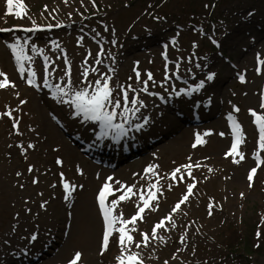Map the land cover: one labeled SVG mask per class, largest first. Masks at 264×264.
Here are the masks:
<instances>
[{"label":"rangeland","instance_id":"1","mask_svg":"<svg viewBox=\"0 0 264 264\" xmlns=\"http://www.w3.org/2000/svg\"><path fill=\"white\" fill-rule=\"evenodd\" d=\"M23 2L26 14L16 17L6 14V0H0V28L13 25L31 28L33 22L35 25L68 23L69 26L43 34L11 31L0 36V71L16 85L0 89V264H68L76 251L82 253L79 264H116L118 233L110 237L109 249L103 255L100 252L104 225L96 194L107 178H113L108 182L114 190L120 187L115 181L136 185L137 195L119 202L113 210V215L122 213L124 219L135 214L139 192L146 194L148 185L158 182L161 189L158 208L145 210L143 221L128 225L130 229L136 228L131 234L138 241L139 233L149 232L186 191L190 178L185 183H176L170 173L176 166L190 162L201 166L192 169L196 182L194 194L173 214L177 227L158 230V235L165 238L163 242L152 239L148 247L137 249L133 245L131 251L139 252L147 264H164L165 260L168 264H264V164L258 168L252 187L247 180L249 170L256 166L255 155L259 154L264 161V151L258 149L254 117L248 111L251 108L264 115V109L259 108L264 96V75H257L254 70L257 53L264 59V0H95V7L91 0ZM209 39L221 43L220 51L233 58L237 72L245 76L246 82L241 83L232 76L233 69L219 57L218 50H213L209 59H202L207 56L202 46H209ZM17 40L32 58L23 62L26 69L23 74L7 47ZM252 41L253 47L244 50ZM33 44L36 51L32 50ZM101 48L103 54L97 57ZM194 49L198 51L196 61L191 56ZM170 57L184 58L187 73L200 65L198 69L203 71L195 77V83L204 81L203 94L216 93V98L222 99L221 117L215 118L213 113V120L203 126L184 127L180 123L174 128L170 119L175 116L165 115L162 119L161 114L171 110L170 103L165 106L156 92L159 90L166 98L173 96L167 84ZM97 58L102 63L97 64ZM212 58L215 59L213 66ZM207 65L210 67L204 70ZM85 68L88 69L86 79ZM28 69L36 74L34 85L27 83ZM66 70H70L76 88L102 76L110 77L113 101L119 98L121 102L116 112L124 110L123 90H127V107L133 108V98L143 101L145 107L139 104L136 107L145 117L152 116L153 121L162 119L156 123L161 124L152 128V135H156V130L167 136L135 162L124 163L113 171L91 165L53 119L59 117L67 122L69 134L92 139V127L83 131L79 118L74 117L75 108L53 97L55 86L64 87L68 81L64 77ZM228 71L232 75L225 81ZM149 72L153 79L148 81L147 91H141ZM213 72L215 80L210 85L206 77ZM45 78L49 87L44 85ZM198 92H193L197 93L196 98L200 95ZM21 100L25 103L21 104ZM114 106L109 104L108 110ZM7 111L12 112L11 117L3 115ZM131 113L127 114V120L117 115L113 123L131 128L143 120L141 114L133 112L140 117H131ZM227 113L242 126L244 133L239 150L245 159L240 163H233L232 157L225 156L233 142ZM16 121L19 134L13 128ZM196 134L205 143L193 148ZM29 143L32 148L27 147ZM57 158L63 161L62 165L56 163ZM149 165L159 166L155 169L157 175L144 171ZM17 172L21 175L17 176ZM61 173L76 186L68 199L64 198ZM33 179L38 182L32 183ZM119 195L120 191H114L106 204L110 206ZM209 203L214 205L211 216ZM119 226L117 223L116 227ZM257 231L261 233L259 238ZM32 234L37 239L30 242ZM182 235L184 243L180 240ZM173 254L176 259H171Z\"/></svg>","mask_w":264,"mask_h":264},{"label":"snow or ice","instance_id":"2","mask_svg":"<svg viewBox=\"0 0 264 264\" xmlns=\"http://www.w3.org/2000/svg\"><path fill=\"white\" fill-rule=\"evenodd\" d=\"M67 2V0H65ZM81 3H83V0H81ZM91 3L93 4V7H95V0H91ZM6 14L7 15H15L16 17H22L24 14H26V5L24 4L23 0H6ZM71 15V14H69ZM249 16L252 15L251 12L248 13ZM57 27H60L61 25L57 24ZM39 26L35 25V22H33V28H37ZM48 28H51L52 25H47ZM33 28L26 29V31H32ZM0 31H8V29H0ZM99 35V33H97ZM214 44H217L215 40L212 41ZM25 43H27L25 41ZM115 43V41H113ZM195 46V45H194ZM7 47L11 50L12 55L15 58L16 64L18 65V71L23 74L26 69L24 67V61L25 60H31L32 58L28 56L24 51V45H22L19 40H17L15 43L7 44ZM217 47L219 45L217 44ZM32 50L36 51L35 44L32 45ZM91 54V53H90ZM103 54V49L101 48L100 52L97 53V57ZM163 54V53H162ZM109 55H111L109 53ZM165 59H167L165 54ZM45 60H47V57H45ZM95 62L97 64L102 63L100 59H96ZM67 63V61H65ZM138 63V62H137ZM256 63L257 67L254 69L257 75H264V59L261 58L260 54L257 53L256 56ZM179 67V65H177ZM199 67V65H197ZM45 70L47 71V66H45ZM28 79L27 83L29 85H34V79H35V72L31 69H28ZM92 71H97V69H92ZM111 71V69H110ZM83 76L85 79L88 76V69L85 68L83 72ZM215 76V73H209L206 77L208 81L213 80ZM0 89H8V88H15L16 85L14 82L10 81L7 74L3 71H0ZM64 77H68L67 83L64 85V87H61L59 84L55 86V92H53V97L57 98L59 102H63L65 104H70L73 106L76 110V115L83 114L84 118L86 120H92V121H99L101 126V135H107L108 131H112L116 133V136L119 137L120 135L125 134L126 130L124 128L123 124H116L113 123V121L116 119L117 115L125 117L127 120V114L129 112H138L140 109L136 107L137 104L140 105V107H145L143 101H140L136 98H133L131 100V104L133 105V108H128L127 104L129 102V96L128 91L123 90V101L125 104L124 110L120 113L116 112V108L120 107V99L117 98L115 101H113L112 98V88L109 85L110 77H104L102 76L100 79H96L92 83H88L85 86L76 88L73 86L70 76V70H66L64 73ZM64 77H61L63 79ZM136 78L139 81L140 80V73L139 71L136 72ZM152 73L149 72L147 74V80L143 81L144 88L141 89V91H147V83L148 81L152 80ZM238 79L241 83L246 82L245 76L243 74L238 73ZM94 84V86H93ZM44 85L46 87H49V82L47 78L44 79ZM204 86V81H201L199 85H197V89L202 88ZM131 86H129L130 88ZM91 89V91H90ZM135 91V89H133ZM185 91L184 89H181L180 92ZM180 92H176V95H180ZM17 95H19L17 93ZM64 97H68V99H63ZM21 104L25 103V101L21 100ZM114 107L112 110H108V105L113 104ZM260 109H264V96L261 98V102L259 104ZM235 111H239L238 108H235ZM249 114L254 117L253 123L256 125V128L258 130V149L261 151H264V115L258 114V112L255 109H249ZM5 116H12L11 111H7L3 113ZM228 119L231 123L232 127V133H233V142L231 144V148L225 153V156L232 157L233 163H240L242 160L245 159L244 154L239 150V146L241 143L244 142V133L242 130V126L234 119V117L229 114ZM149 119L147 117L144 118V123H148ZM136 130L139 131L143 125L137 124L135 125ZM13 128L16 129L17 134H19V128H18V121L13 123ZM209 133H205L207 135ZM223 135V133H221ZM205 143V140L202 139L200 134H196L195 142L192 144V147L195 148L197 145H202ZM28 148H32L33 145L29 143L27 145ZM236 157H239L237 159ZM188 160L191 161V157H188ZM56 163L58 165H62L63 161L60 158H57ZM264 164V161L261 160L260 155H255V167H252L247 175V180L249 181V187H252V182L254 180L255 174L258 170V168L261 167V165ZM201 165L199 163H185L176 166L170 173L171 179L175 181L176 183H185L187 178H190L191 182L186 183V191L182 194V196L178 199V201L173 205V207L170 209V212L165 215L163 218H161L158 222H156L149 232H141L139 233L140 239L137 241L134 239V236L131 234L132 232L136 231L135 227H132L131 229L128 227V225H135L137 220L143 221L144 219V213L145 210H152L155 211L158 208V193H161V189L158 186L157 183H151L148 185V191L145 194L143 191L139 192L138 195V202L135 204V214L132 215L129 219H124L123 214L121 213L120 216L113 215V210L117 207L118 203L125 200H130L133 196L137 195V192L134 191L136 188V185H122L120 184V181H115L116 184L120 185L117 189H113L111 184L108 181H112V177H108L106 182L103 184L101 189L98 193V202H99V208L100 212L103 215V237H102V243L100 252L101 255H103L104 252H106L109 249L110 246V237L113 236V233H118V236L116 238L117 245L119 247V255L115 257L116 264H144V260L139 252L131 251V246L134 245L135 248L139 249L141 246L148 247L149 241L152 239H159L161 242L164 241L163 236L158 235V230H169V227L174 229L177 227L175 220L173 219V214L181 210V206L184 205L186 202L189 201L190 197L194 194L193 190L196 186L195 177L192 175V169L199 168ZM158 165H149L144 171L146 173H150L152 175H157L155 169L158 168ZM33 170L32 166L30 165L28 168V171L31 172ZM211 171V169H209ZM17 176H20L21 173L17 172ZM61 175V182L63 184V189L65 192V199H68L72 191L75 189V185L69 183L67 180L64 179L63 173ZM38 181L36 179H33L32 183H37ZM21 188H23V185H20ZM52 187H55V185H52ZM171 185H169V189L171 190ZM114 191H120L121 195L119 197L113 199L111 201L110 206L106 204V200L109 195H112ZM241 196H243V193H241ZM153 202H157L155 205ZM47 201L44 202L46 204ZM44 204H41V207H44ZM214 205L212 203H209L208 205V215L211 216L213 212ZM30 211V210H29ZM19 215V214H17ZM186 215V213H185ZM262 220H264V217H262ZM117 223H119V228L116 227ZM198 231V230H197ZM261 233L257 231L256 236L259 238ZM37 239V235L33 234L30 237V242L35 241ZM181 243H184L185 236L182 235L180 237ZM7 242V241H6ZM256 247H259V245H255ZM179 252L180 249H177ZM194 254V250H193ZM82 253L80 251H76L73 255V257L68 261V264H79L81 261ZM176 255L173 254L171 259H176ZM164 264H168V261L165 260Z\"/></svg>","mask_w":264,"mask_h":264}]
</instances>
